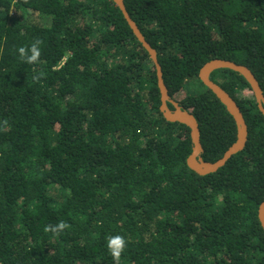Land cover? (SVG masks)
<instances>
[{"label": "trees", "instance_id": "obj_1", "mask_svg": "<svg viewBox=\"0 0 264 264\" xmlns=\"http://www.w3.org/2000/svg\"><path fill=\"white\" fill-rule=\"evenodd\" d=\"M123 3L195 118L202 159L218 160L236 126L197 74L232 61L264 95V0ZM36 39L40 62L27 64L17 49ZM0 49V264H114L117 234L120 264H264V117L239 74L210 79L240 108L247 141L199 176L185 163L189 129L162 118L152 61L112 0H0ZM61 220L59 237L44 231Z\"/></svg>", "mask_w": 264, "mask_h": 264}, {"label": "water", "instance_id": "obj_2", "mask_svg": "<svg viewBox=\"0 0 264 264\" xmlns=\"http://www.w3.org/2000/svg\"><path fill=\"white\" fill-rule=\"evenodd\" d=\"M112 2L118 7L132 34L152 61L155 69L156 85L160 95L158 110L161 113L162 118L166 122L182 124L189 129L191 152L185 161L187 168L199 176L215 173L218 169L223 167L232 156L243 150L247 141V126L240 108L234 99L214 83L210 79V75L212 72L220 69H228L239 74L249 85L256 103V108L264 117V95L255 76L246 66L223 59L210 60L199 69L197 74L199 81L224 106L226 112L233 118L236 126V140L223 153L222 157L214 162L204 161L201 157L203 149L200 143V133L195 118L189 111L185 110L169 96L162 79V71L157 61L156 51L145 40L137 25L130 18L125 9L123 0H112ZM168 104L172 106V110L168 107ZM257 220L264 232V201L258 206Z\"/></svg>", "mask_w": 264, "mask_h": 264}, {"label": "clouds", "instance_id": "obj_3", "mask_svg": "<svg viewBox=\"0 0 264 264\" xmlns=\"http://www.w3.org/2000/svg\"><path fill=\"white\" fill-rule=\"evenodd\" d=\"M27 2V0H25ZM42 41L40 39L34 40L30 46H21L17 49L19 52L20 59L31 65L38 64L40 62L41 57V45ZM0 53H2V49H0ZM45 74L40 72L38 75L33 76L34 81H39L42 76ZM3 124L5 126L8 125V121L4 120ZM71 225L67 222L61 220L58 221L55 225H46L44 228L45 232L51 233L55 237H59L66 229H70ZM127 240L125 237L117 234L115 236H108L106 238V247L111 255L114 264H120L122 254L125 252L127 248Z\"/></svg>", "mask_w": 264, "mask_h": 264}, {"label": "rangeland", "instance_id": "obj_4", "mask_svg": "<svg viewBox=\"0 0 264 264\" xmlns=\"http://www.w3.org/2000/svg\"><path fill=\"white\" fill-rule=\"evenodd\" d=\"M44 22H47V23H48L49 21H48V19H46ZM194 86H195V85L187 86V87H190V88L192 89V88H194ZM187 87H186V88H187ZM183 95H184L183 93L177 94V95L175 96V99H176V100H179V99H181V98L183 97Z\"/></svg>", "mask_w": 264, "mask_h": 264}]
</instances>
